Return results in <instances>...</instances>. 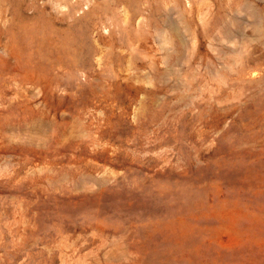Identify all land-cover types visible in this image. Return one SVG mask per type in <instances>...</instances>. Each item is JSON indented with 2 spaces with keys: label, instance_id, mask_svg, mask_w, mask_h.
<instances>
[{
  "label": "rangeland",
  "instance_id": "1",
  "mask_svg": "<svg viewBox=\"0 0 264 264\" xmlns=\"http://www.w3.org/2000/svg\"><path fill=\"white\" fill-rule=\"evenodd\" d=\"M0 264H264V0H0Z\"/></svg>",
  "mask_w": 264,
  "mask_h": 264
}]
</instances>
